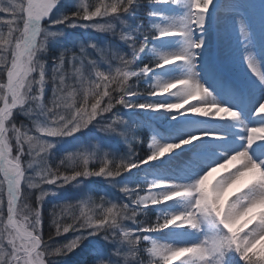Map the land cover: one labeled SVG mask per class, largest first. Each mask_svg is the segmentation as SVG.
<instances>
[{"label": "clouds", "instance_id": "clouds-1", "mask_svg": "<svg viewBox=\"0 0 264 264\" xmlns=\"http://www.w3.org/2000/svg\"><path fill=\"white\" fill-rule=\"evenodd\" d=\"M196 3L199 9L190 12L184 0H0L3 8L21 13L14 25H0V264H69L90 238L107 252L98 250L81 264H159L156 244L172 249L170 257L184 253L180 264H264V104L245 116L211 102L200 77L205 18L213 3ZM178 8H186L179 22L166 11ZM235 22L250 45L247 21L238 16ZM171 36L181 38L188 54L158 56L150 63L181 60L184 77L175 87L169 82L139 89L141 80L131 81L141 73L147 76L149 69L137 62L155 52L151 45ZM245 60L264 86V68L251 47ZM165 93L175 102L130 99ZM191 100L206 106L185 107ZM141 108L181 115H201L203 109L213 118L223 112L220 120L232 121L238 134L232 143L218 137L221 142L199 162L189 182L148 181L139 186H146L147 194L139 195L117 180L137 165L122 163L127 157L99 139L80 142L77 134L90 128L115 134L132 154L133 143L140 141L121 110ZM197 139L192 135L162 147L174 151ZM152 156L159 159L153 152L143 163ZM92 178H101L119 196L85 191ZM69 188L81 191L79 198L52 202ZM170 201L179 202L178 210L161 215L157 223L151 206ZM169 228L186 230L196 243L154 238Z\"/></svg>", "mask_w": 264, "mask_h": 264}, {"label": "bare ground", "instance_id": "bare-ground-1", "mask_svg": "<svg viewBox=\"0 0 264 264\" xmlns=\"http://www.w3.org/2000/svg\"><path fill=\"white\" fill-rule=\"evenodd\" d=\"M218 2L219 0H213V4L208 10L210 19L209 24L205 25L207 34L205 50L201 57L202 73L200 80L203 86L212 93L219 106L248 116L251 114L253 106L256 109L264 104V86H261L257 78L248 70L245 60L247 49L251 47L255 58L264 68V10L257 0H241V7L235 6L234 0H232L234 11L225 16L217 13V5L220 3ZM245 10L251 16V23L245 14ZM242 15H244L251 31L250 45L247 41L242 40L239 29L235 30L230 26L232 23L237 26L236 18ZM223 21L227 23L225 29L218 27V24ZM214 22L217 26L212 24ZM181 48V38L172 37L168 38L156 50H161L166 55H175L181 51ZM234 58L238 60L237 63L233 60ZM226 61L234 63L235 68L228 66ZM241 64H244L245 70L238 75L235 69L240 70ZM229 68L231 70H228ZM161 71L162 75L158 80L162 82H175L183 78L186 73L183 63L179 61L162 68ZM225 71L228 72L225 73ZM233 76L237 78L234 79ZM164 95L160 101L175 102V97H170V93ZM192 104H197L198 107L206 106L197 100H191L185 107H190ZM137 113L144 116L140 110ZM223 115L220 113L213 118L191 113L185 115L176 112L167 113L163 110L152 111L149 115L145 114L148 123L155 126L156 124L158 126V123L165 119L175 117L171 124L163 128L165 132L157 131L156 141L161 145L179 143L183 139H191L192 135L200 137V139L193 140L190 144L183 145L171 153H166L159 161L155 160L148 164L145 171L159 177L163 182H189L199 162L205 159L209 151L221 142L217 139L218 137L226 138L229 143L235 142L238 130L232 121L220 120ZM170 165H172L171 168H168ZM149 166L154 167V169L151 170ZM178 208V201H170L164 205V212H175ZM158 238L161 243H175L177 245L191 244L197 239L187 234L186 230L173 228L162 231ZM180 258L177 260L181 261L184 257Z\"/></svg>", "mask_w": 264, "mask_h": 264}, {"label": "rangeland", "instance_id": "rangeland-1", "mask_svg": "<svg viewBox=\"0 0 264 264\" xmlns=\"http://www.w3.org/2000/svg\"><path fill=\"white\" fill-rule=\"evenodd\" d=\"M257 1L260 3V0H257ZM219 2L221 3V0H219ZM234 5L237 7H241L242 6L241 0L240 1L234 0ZM260 5L262 6V8L264 10V4L260 3ZM166 11L169 13L171 18L178 19L186 11V8L169 9ZM245 14H246V16H248L249 22L251 23L252 22L251 16L249 15V13H247L246 10H245ZM242 16L244 17V15H242ZM141 18H143V17H141ZM209 19H210V17L207 14L206 25L209 24ZM212 24L215 25V22ZM226 24H227L226 21H223L222 23L220 22V24H218V27L225 29ZM215 26H217V25H215ZM230 26H232L235 30L239 29L238 26H235L233 23ZM167 39L168 38H162L161 40L155 42L154 45H151L152 47L155 48V52H150V53H146V54L142 55L141 59L137 62V66L141 67L142 63H143V61H145L146 57L157 58L160 55H166V53L162 52L161 50H156V49L158 47H160L163 43H165L167 41ZM121 47H123V46H121ZM124 50L127 51L126 48ZM233 60L236 63L238 62V60L236 58H234ZM226 62L228 64V66H230L231 68H235L234 63H231L229 61H226ZM231 68H229L228 70H231ZM244 70H245V66H244V64H241L240 70L235 69V72H236V74L239 75V73L244 71ZM227 72L228 71H225V73H227ZM161 75H162L161 69H157L156 71H154L151 74V77H149V79L143 80L144 87L146 88L150 84L154 83V80L152 79V77L159 79L161 77ZM232 78L236 79L237 77L233 76ZM160 99H161V97H155V98L145 97L141 103L158 102V101H160ZM139 110L142 113H144V116H143V114L139 115L137 113V111H139ZM151 112H152L151 110H146V109H129V110H123L122 109L121 110L122 116L129 121V129H134L135 130L134 135L139 137L140 142L139 143H133V153L131 154L136 159V161L140 160V157H141V156H139V153H138L139 148L137 149L136 147H140V145L143 141L144 142L147 141V146H146L147 152L144 153L143 156L148 154V153L150 154L151 150L149 148V144L153 141V139L156 140L157 131L160 130L161 132L162 131L165 132V130H163V128L159 127V124H158V126H157V124H156V126L151 125L145 119V114L149 115ZM77 135L79 137L80 142H83L85 144L90 143L92 140L99 139V141L101 142V144L104 147L109 148L114 153H116L118 156L128 157L130 155L126 146H125L124 140L115 134H113V135H101V134L96 132L95 128H90L88 130V132H86L85 134H77ZM70 146H71V144L65 145L64 147H70ZM150 163H153V161H150L147 164L141 163L138 168L133 169L131 172L123 174L121 177L117 178V180L120 182L121 185L127 184L129 187H139L143 184H146L148 181H152V180L162 181L159 177H155L152 173H147L145 171V168ZM171 166L172 165H170L168 168H171ZM149 168L151 170L154 169V167H152V166H149ZM95 180L99 181L105 188H107L109 190V192H112V194H113L112 197H118L119 196V193L116 192L115 190L111 189L105 183V181H103L101 178H95ZM93 182H94L93 179H90L89 181H87L85 183L84 190L85 191L91 190ZM71 190H73V189H71V188L66 189L65 191H63L60 194V196H66L67 194H69V191H71ZM73 191L77 192L79 194V196L81 195V191H79V190H73ZM142 194H147V189H145V191ZM151 207H156V208H153V212H155L156 217H157V215L169 214V213L164 212V205L151 206ZM160 233L155 234L154 238L159 240L158 235ZM86 245L92 246L96 251L100 250L103 252H107V248L97 238L89 239V241H87ZM178 258H180V257H177L172 262V264H180L181 261H178L177 260Z\"/></svg>", "mask_w": 264, "mask_h": 264}, {"label": "snow or ice", "instance_id": "snow-or-ice-1", "mask_svg": "<svg viewBox=\"0 0 264 264\" xmlns=\"http://www.w3.org/2000/svg\"><path fill=\"white\" fill-rule=\"evenodd\" d=\"M212 3H213V0H212ZM184 7H186L190 12H195L197 9H199V4L198 3L193 4V0H184ZM0 8H3V6H0ZM232 11H234V5H233L232 0H221V3L217 5V13L220 15L227 16ZM19 14H21V13H17L14 9L3 8V10H0V25H14L16 18ZM183 19H184V17H179L176 20H177V22H179V21H182ZM240 31H241V33H243V27L242 26H241ZM172 37H176V36L164 37V38H172ZM186 44L190 45L191 41L190 40L187 41ZM187 54H188V46H185L183 49H181V51L178 54H175V55H187ZM168 56L169 55H160L159 58L166 59ZM178 61L182 62L181 60H177L176 63ZM168 65H172V64H165L163 66H159V63H156V64H153L152 66L148 65L149 71H148L147 76H144V74L141 73L140 76H134L133 80L131 82H134L137 80H147V79H149V77H151V74L156 69H162ZM117 75H119V73H117ZM152 79L154 80V83L149 85V87L152 90H155L156 88L161 87L162 83H169V82H162V81L156 79L155 77H152ZM171 83L173 84V87H175V82H171ZM192 87L195 88L196 85H193ZM134 98L135 97H131L130 99L134 100ZM153 98H155V97H153ZM211 102L218 104L217 101L214 99V97H213V100ZM152 103H164V101L148 102L147 104H152ZM190 107H191V105H190ZM220 107L222 109L227 108V107H222V106H220ZM141 109H145V108H141ZM146 110L153 111L151 108H147ZM199 111L201 113V116H208V114L205 113L203 111V109H200ZM252 111H255V106H253ZM262 111H264V109H262ZM220 113H223V112L216 113V116H218ZM254 123L255 122L250 121L249 126H254ZM149 148L151 151H150V154L148 156L152 155L153 152H158L159 158L163 157L166 153H171L173 151L170 148L162 147V145L159 144L155 139H153V141L149 144ZM261 151H264V149H262ZM155 160H157V157L152 156L151 161H155ZM121 162L124 163L125 165L131 163V164L137 165L138 167L140 166V164L137 163L136 159L131 154L127 158H122ZM133 169H136V168H132L131 171ZM135 188H136V192L139 195H144L142 193L145 191L146 186L143 189L141 187H135ZM124 203L129 204V206L131 207V201L124 200ZM164 218H166V217H164ZM161 219H162L161 215H157V217H156L157 223H159L161 221ZM142 235H150V233H143ZM212 239L213 238L211 236L208 237V243L209 244L212 243ZM193 243H196V242H193ZM217 250H219V245H217ZM171 251H172V249L168 248L166 245L156 244L155 248H154V252H153L154 258L159 262V264H168L169 259L175 260L177 257H181L184 255V253H178V254L170 257L168 255V253ZM10 259H15V257H10Z\"/></svg>", "mask_w": 264, "mask_h": 264}, {"label": "trees", "instance_id": "trees-1", "mask_svg": "<svg viewBox=\"0 0 264 264\" xmlns=\"http://www.w3.org/2000/svg\"><path fill=\"white\" fill-rule=\"evenodd\" d=\"M78 34L83 35L82 33H78ZM154 59H156V58L146 57L145 61H143V63H142V66L145 64L152 66L153 64L150 63V61H152ZM138 88L141 90L145 88L144 84H143V80L139 81ZM145 97H148V96H141L138 98H134V101L137 103H141ZM146 146H147V141H145V142L143 141L141 143L140 147H136L137 149L139 148L138 153H139V156H141L140 160L137 161L138 164H141L148 157L149 153L143 156V154L147 152ZM92 179L94 182L92 184V188L90 191H92L93 193L104 192V193H108L110 197L113 196L112 192H109V190L107 188H105L99 181H96L95 178H92ZM77 198H79V194L77 192L71 190V191H69V194H67L66 196H59L58 198L53 199L52 202L55 203L58 200H74ZM150 216L152 219L155 220L156 215H155V212H153V209L150 211ZM45 229H46V223H45ZM90 239H92V238H90ZM86 243H87V241H86ZM86 243L82 249L78 250L77 254H75L73 257L69 258V264H81V261L85 260L86 258L88 260H91L92 254L94 252H97V251L92 246L86 245Z\"/></svg>", "mask_w": 264, "mask_h": 264}]
</instances>
